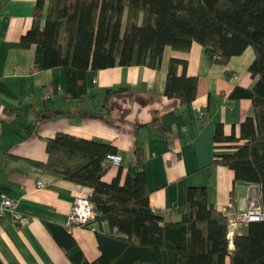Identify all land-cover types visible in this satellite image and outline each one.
<instances>
[{
    "label": "trees",
    "instance_id": "obj_1",
    "mask_svg": "<svg viewBox=\"0 0 264 264\" xmlns=\"http://www.w3.org/2000/svg\"><path fill=\"white\" fill-rule=\"evenodd\" d=\"M193 41L218 63L247 46L254 51L249 65L254 85L236 86L231 93L250 98L253 115L240 123L237 136L216 123L215 141L233 149L218 153L215 162L231 168L234 181L258 184L264 209V0H36L31 26L13 46L34 44L33 68L62 66L65 96L83 97L87 69L156 68L165 45L187 51ZM186 67L184 58L170 57L164 93L180 104L196 96L197 77L187 75ZM179 118L169 111L150 124L166 136ZM45 142L46 161L30 162L89 186L88 197L99 212V254L91 261L64 226L45 221L73 264H264V219L249 221L230 242L228 218L207 200L204 186L187 188L185 200L174 208L176 220L154 210L139 147L137 171L128 166L121 182V169L110 181L102 178L110 168L102 161L117 151L110 141L58 131Z\"/></svg>",
    "mask_w": 264,
    "mask_h": 264
},
{
    "label": "crops",
    "instance_id": "obj_2",
    "mask_svg": "<svg viewBox=\"0 0 264 264\" xmlns=\"http://www.w3.org/2000/svg\"><path fill=\"white\" fill-rule=\"evenodd\" d=\"M35 2L0 0V194L17 200L29 216L22 223L10 212L0 215V264H73L45 221L64 226L89 261L99 254L95 230L64 225L74 198L88 197L91 188L30 162L46 161L45 139L58 131L110 141L117 148L121 162L102 176L106 181L121 169L122 182L128 166L137 171L134 150L139 147L150 205L168 220L179 218L174 208L189 186H204L207 200L222 212L240 210L248 196L260 194L258 184L234 181L233 170L215 162L218 153L233 149L215 141L216 123L237 136L240 123L253 115L250 98L231 95L236 86L250 88L256 81L249 72L251 46L218 63L197 41L187 51L165 45L159 67L89 68L85 95L66 97L62 66L35 69V45L13 46L30 28ZM170 57L187 60L186 74L197 77L189 103L164 93ZM199 110L205 112L202 117ZM169 111L180 118L161 136L150 122ZM245 230L246 224L236 229Z\"/></svg>",
    "mask_w": 264,
    "mask_h": 264
},
{
    "label": "built area",
    "instance_id": "obj_3",
    "mask_svg": "<svg viewBox=\"0 0 264 264\" xmlns=\"http://www.w3.org/2000/svg\"><path fill=\"white\" fill-rule=\"evenodd\" d=\"M95 82V79H93ZM203 110L198 111V116L204 115ZM121 162V155L117 152L108 153L104 160L103 165H119ZM43 181L37 180V186H42ZM17 200L9 197L8 195L0 194V215L5 212H10L13 215L15 221L26 223L29 220V216L21 212L18 207ZM99 214L94 204L87 196H76L71 204V208L67 215L64 225L67 228H71L75 225L87 227L91 230H95V218ZM224 214L228 218V238L232 242L236 229L241 224H247L249 221L263 220L264 209L260 204V194L248 196L246 204L240 210L230 211L225 210Z\"/></svg>",
    "mask_w": 264,
    "mask_h": 264
},
{
    "label": "bare ground",
    "instance_id": "obj_4",
    "mask_svg": "<svg viewBox=\"0 0 264 264\" xmlns=\"http://www.w3.org/2000/svg\"><path fill=\"white\" fill-rule=\"evenodd\" d=\"M232 246V245H231Z\"/></svg>",
    "mask_w": 264,
    "mask_h": 264
}]
</instances>
